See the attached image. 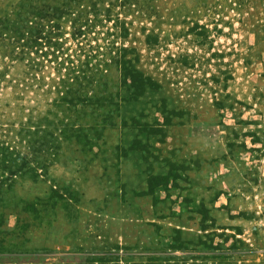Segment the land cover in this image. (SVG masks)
Returning <instances> with one entry per match:
<instances>
[{"label": "rangeland", "instance_id": "rangeland-1", "mask_svg": "<svg viewBox=\"0 0 264 264\" xmlns=\"http://www.w3.org/2000/svg\"><path fill=\"white\" fill-rule=\"evenodd\" d=\"M0 264H264V0H0Z\"/></svg>", "mask_w": 264, "mask_h": 264}, {"label": "trees", "instance_id": "trees-1", "mask_svg": "<svg viewBox=\"0 0 264 264\" xmlns=\"http://www.w3.org/2000/svg\"><path fill=\"white\" fill-rule=\"evenodd\" d=\"M122 72H123V76L126 78L127 76H130L131 82H132V87L135 88L134 91V95H141L143 88L140 86V82H142V80L139 79L137 73H133V71L129 70V68L124 65V67H122ZM140 88H142V90H140Z\"/></svg>", "mask_w": 264, "mask_h": 264}]
</instances>
